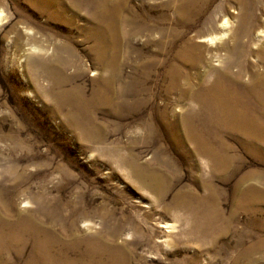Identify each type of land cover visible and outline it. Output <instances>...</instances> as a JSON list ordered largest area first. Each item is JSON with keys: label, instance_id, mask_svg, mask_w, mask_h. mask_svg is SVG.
I'll use <instances>...</instances> for the list:
<instances>
[{"label": "rangeland", "instance_id": "1", "mask_svg": "<svg viewBox=\"0 0 264 264\" xmlns=\"http://www.w3.org/2000/svg\"><path fill=\"white\" fill-rule=\"evenodd\" d=\"M51 1L54 18L44 0H0V208L12 224L24 220L41 231L2 242L0 264H43L39 251L48 243L67 264H264V201L242 204L245 188L264 186V144L256 152L226 133L236 161L213 173L188 136L190 126L209 123L207 112L190 100L184 73L171 87L166 82L169 65L179 64L174 54L156 56L153 43L133 35L116 83L121 103L96 112L95 132L75 126L58 110L42 66L63 60L73 76L67 87L88 97L102 69L83 33L88 5L80 3L77 13L71 0L73 9ZM168 1L129 0L123 21L137 26L172 13ZM241 1L211 0L187 27L189 36L235 19ZM255 1L261 16L264 0ZM184 69L195 85L199 70Z\"/></svg>", "mask_w": 264, "mask_h": 264}, {"label": "bare ground", "instance_id": "2", "mask_svg": "<svg viewBox=\"0 0 264 264\" xmlns=\"http://www.w3.org/2000/svg\"><path fill=\"white\" fill-rule=\"evenodd\" d=\"M71 1L76 9L70 7L67 0L65 7L72 8L77 13L80 3L85 2L88 5L90 17L83 33L87 40L94 43L90 52L102 72L96 80V89L88 97L85 90L79 86L67 87L72 84L73 76L65 73L61 66L65 64H62L63 60L59 59L46 65L45 62L42 63V67L48 70L51 77L52 98L57 102L59 111L65 109V115L70 122L91 134L98 128L96 112L101 107H112L121 103L116 83L121 73V56L125 42L129 43V37L133 35L134 38H146L145 42L153 43L156 56L174 54L179 64L173 62L169 65L166 70V82L171 87L177 82V74L184 73L190 100L207 112L209 123H199L201 126L198 128L191 124L188 136L196 152L204 157L213 173L227 171L236 161L232 155L233 146L224 137L226 133L244 138L245 143L242 146L258 152L259 147L264 144V12L261 16L255 13L257 1L242 0L241 9L235 13V19L226 16L213 26L210 33L197 31L192 36H189L187 27L201 19L211 0H169L166 8L172 13L165 11L154 16V19L147 16L137 26H133L130 20L124 22L122 18L129 0ZM44 3L47 6L45 11L54 18L55 11L50 9L53 2L44 0ZM57 10L56 13L61 14L66 11L64 8ZM147 11H150V8ZM144 15L146 16L145 12ZM2 16L0 12V22ZM208 45L214 48L210 50V56L205 54V51H209ZM65 49L66 46H59L56 54L60 55ZM66 64L71 63L67 61ZM202 65L206 67L205 70L201 69ZM184 68L199 70L195 85L193 76ZM81 69L76 70L75 74H79ZM254 175V172L247 174L242 178V182L248 181ZM154 180L159 179L155 177ZM246 189L242 191L243 206L264 201V186L252 185ZM11 221L10 216L1 212L0 208V244L3 242L4 246L15 239L20 240L21 235L32 230L40 231L37 224L25 226L24 220L18 221V224H12ZM165 242L168 244V241ZM47 245L49 247L45 246L44 250L43 246V251H39L42 254L41 263H68L62 253L51 255L49 251L53 245ZM4 246L0 245V249Z\"/></svg>", "mask_w": 264, "mask_h": 264}]
</instances>
